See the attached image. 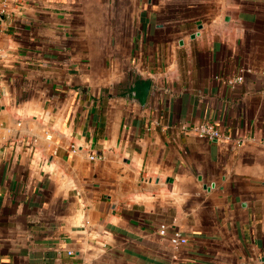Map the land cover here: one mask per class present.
<instances>
[{
	"label": "crops",
	"instance_id": "obj_1",
	"mask_svg": "<svg viewBox=\"0 0 264 264\" xmlns=\"http://www.w3.org/2000/svg\"><path fill=\"white\" fill-rule=\"evenodd\" d=\"M7 1L0 264H264V0Z\"/></svg>",
	"mask_w": 264,
	"mask_h": 264
},
{
	"label": "built area",
	"instance_id": "obj_2",
	"mask_svg": "<svg viewBox=\"0 0 264 264\" xmlns=\"http://www.w3.org/2000/svg\"><path fill=\"white\" fill-rule=\"evenodd\" d=\"M9 12V2L7 0H3L0 6V16L8 14ZM243 80L242 75H237L232 77L229 82L230 83H239ZM181 130L184 133H190L194 136L202 139H224L225 135L220 130V128L211 121H203L197 124H181ZM264 143V138L261 139ZM100 157V151L95 150L90 155V159H96ZM158 233L160 236L168 237L169 241L172 245L178 247L184 245L188 242L187 236H185L179 229L170 230L168 224L161 223L158 227Z\"/></svg>",
	"mask_w": 264,
	"mask_h": 264
},
{
	"label": "water",
	"instance_id": "obj_3",
	"mask_svg": "<svg viewBox=\"0 0 264 264\" xmlns=\"http://www.w3.org/2000/svg\"><path fill=\"white\" fill-rule=\"evenodd\" d=\"M0 17H2V15Z\"/></svg>",
	"mask_w": 264,
	"mask_h": 264
}]
</instances>
